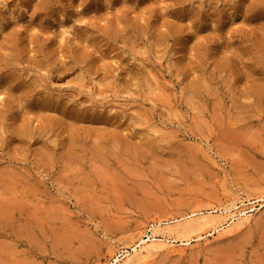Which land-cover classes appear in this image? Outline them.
I'll use <instances>...</instances> for the list:
<instances>
[{
    "label": "rangeland",
    "instance_id": "obj_1",
    "mask_svg": "<svg viewBox=\"0 0 264 264\" xmlns=\"http://www.w3.org/2000/svg\"><path fill=\"white\" fill-rule=\"evenodd\" d=\"M263 199L264 0H0V264H124L231 205L125 264H264Z\"/></svg>",
    "mask_w": 264,
    "mask_h": 264
},
{
    "label": "bare ground",
    "instance_id": "obj_2",
    "mask_svg": "<svg viewBox=\"0 0 264 264\" xmlns=\"http://www.w3.org/2000/svg\"><path fill=\"white\" fill-rule=\"evenodd\" d=\"M262 202H263V204L260 206V208L262 209V208H264V199L263 200H261ZM243 203V202H242ZM246 210H240V208L238 207V205H231V207H229V208H227V209H224V212H222L221 214H220V216L224 219V220H222L223 222H218L216 225H211V229L209 230V231H207V232H205L204 234H202V235H198L196 238H187V236L185 237V240H182L181 238V240L179 239V240H176L175 238H171V240L169 241V243H168V241H166L165 242V244H163V245H161L160 244V246L162 247V246H171L172 247V245H174L175 243H180V245H183V246H185V245H189V244H191V242H195V241H201V240H206V238H209V237H212V236H215V235H218V234H221L223 231H225V229L227 228V227H225L224 226V222L225 221H228V220H230L231 221V223L230 224H233V223H235L236 221H238V220H240L241 218L243 219L244 218V221L245 220H247L246 218H248L249 217V215H248V213L249 212H245ZM253 211H255V210H252V211H250V212H253ZM196 216V215H195ZM215 224V223H214ZM153 226V225H152ZM152 229H150L151 230V235L150 236H147L148 237V239L147 240H143V241H141V243L138 245V246H136V247H134L131 251H126V252H124L123 253V255L121 256V257H123V260H126V261H124V264H125V262L127 263V261L129 260V257L130 256H132V253H133V255L136 257H140V259H141V261L143 260V261H146L151 255V253H153V251L154 250H156V249H158V247H157V243H155L156 241H158L157 239L160 237V236H158V235H160V233H161V231L163 230H161L160 228H162V227H156V226H153V227H151ZM167 228V227H166ZM168 228H170V227H168ZM168 228L166 229V232L167 231H170L171 229H169L168 230ZM161 231H160V230ZM164 231H165V227H164ZM173 230H171V232H172ZM163 233V232H162ZM169 233V232H168ZM168 233H166V234H168ZM173 233V232H172ZM169 235V234H168ZM162 237V236H161ZM170 236H168V238H169ZM183 239H184V237H183ZM160 240V239H159ZM162 240V239H161ZM160 240V241H161ZM167 240V239H166ZM159 241V242H160ZM163 241V240H162ZM157 247V248H156ZM161 247L158 249V250H161ZM156 248V249H155ZM164 248V247H163ZM157 251V250H156ZM156 251H154V252H156ZM154 254V253H153ZM137 259H139V258H137ZM137 261H139V260H137ZM142 261V262H143ZM148 261V260H147ZM121 262V260L118 258V259H116V260H114V262L112 263V264H119ZM141 263V262H140ZM144 263V262H143Z\"/></svg>",
    "mask_w": 264,
    "mask_h": 264
}]
</instances>
